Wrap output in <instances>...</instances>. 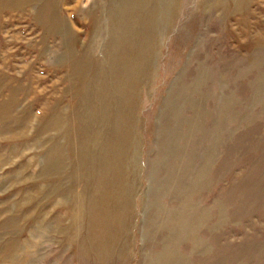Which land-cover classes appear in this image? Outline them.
Listing matches in <instances>:
<instances>
[{
  "label": "rangeland",
  "instance_id": "374dc122",
  "mask_svg": "<svg viewBox=\"0 0 264 264\" xmlns=\"http://www.w3.org/2000/svg\"><path fill=\"white\" fill-rule=\"evenodd\" d=\"M0 264H264V0H0Z\"/></svg>",
  "mask_w": 264,
  "mask_h": 264
}]
</instances>
